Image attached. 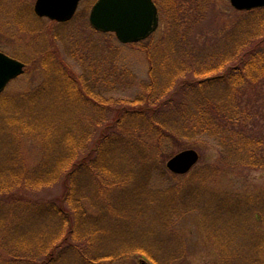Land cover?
Instances as JSON below:
<instances>
[{"label": "rangeland", "instance_id": "obj_1", "mask_svg": "<svg viewBox=\"0 0 264 264\" xmlns=\"http://www.w3.org/2000/svg\"><path fill=\"white\" fill-rule=\"evenodd\" d=\"M95 1L82 0L70 21L56 23L34 14L35 0H0V51L25 63L24 73L0 92V169L7 167L9 160L18 161L17 148L27 167L33 168L43 159L39 140L26 133L16 134L11 120H23L22 126L35 123L43 130L52 131L47 137L53 142L50 152L55 154L56 147L67 146L64 137L68 131L74 129L76 134L80 128L89 131L87 146L80 154L85 155L102 135L103 128L114 121L117 107L138 105L135 100L143 95L142 85L149 80L150 62L146 52L149 46L156 48V52L164 51L177 37L185 39L184 34L189 45L193 41L199 45L223 30L213 31V27L241 26L252 14L234 9L229 0H208L203 15L198 5L182 0V9H195L179 18L183 10L177 11V6L171 5L172 13L168 12L167 1L159 0L163 7L160 3V25L156 32L144 41L123 44L113 33L101 34L90 28L88 18ZM182 48L178 45L176 50L181 53ZM48 62L55 72H45ZM236 64L234 61L232 65ZM57 66L64 67L62 74L73 73L74 79L81 77L82 84L91 89L88 96L100 103L93 104L85 97L80 102L73 100L64 91V80L59 77V81L56 76ZM260 86L263 90L264 86ZM245 91L244 107L251 106L247 102L250 92L247 88ZM261 110L264 115V107ZM261 124L264 125V119ZM246 127L251 128L249 122ZM260 129L258 135L262 139L264 129ZM146 137L139 135L135 146L127 147L130 150L116 148L106 152L105 157L111 155L105 159L108 168L119 172L116 175L124 171L127 179L122 186L107 192L101 178H91V173L80 177L94 202L89 199L84 202L86 219L90 222L87 225L99 229L97 241L103 258L85 263L69 248L53 264H140L142 258L149 264H264L259 245H253L258 242L252 236L254 230L240 221L248 214V206L239 203L245 196L253 201V195L264 192V166L254 168L246 159L220 155L219 140L211 133H202L193 141L180 135L178 142L162 137L156 143L154 135ZM57 139L61 145L55 144ZM143 139H147L148 145ZM150 144L153 153L146 155ZM188 148L197 151L198 162L185 174L169 171L167 161ZM61 189L57 183L41 190L54 195ZM259 208L264 222V202ZM252 216L253 213L250 219ZM12 217L8 216L9 224ZM3 218L2 211L0 224ZM2 227L0 244L4 245L11 236L4 235ZM211 232L220 238L218 245H214ZM2 245L0 253H4ZM41 260L36 264H43Z\"/></svg>", "mask_w": 264, "mask_h": 264}, {"label": "trees", "instance_id": "obj_2", "mask_svg": "<svg viewBox=\"0 0 264 264\" xmlns=\"http://www.w3.org/2000/svg\"><path fill=\"white\" fill-rule=\"evenodd\" d=\"M164 1L169 6H166L168 12L172 13L171 5L177 6V11L179 8L183 10L179 18L195 9H182V0ZM155 2L161 11L162 3L160 8L159 0ZM188 3L198 5L205 14L208 0L206 3L203 0H188ZM250 12V19L241 26L213 27V31L223 30L213 39L207 37L209 40L202 44L197 45L193 41V45H189L184 34L185 39L177 37L164 51L156 52V48L149 46L146 50L150 62L149 80L142 85L143 95L135 100L138 105L135 108L117 107L118 115L103 128L102 135L85 155L80 154L87 146L89 131L82 128L77 129V134L74 129L68 131L64 137L67 146L64 149L56 147L58 153L55 154L50 152L53 142L47 137L52 131L43 130L35 123L26 122L28 124L22 126L23 120H11L16 134L26 133L39 140L43 159L33 168L27 167L21 161L17 148L15 158L18 161L9 160L8 166L0 169V212H4L0 225H3L4 235L11 236L5 239L4 245L0 244L4 246V253H0V264L4 260L5 264H36L38 259H42L43 264H53L67 254L69 248L85 263L99 261L102 257L97 241L99 229L87 225L90 222L86 219L84 202L91 198L80 177L91 173V178H101L107 192L117 185L122 186L127 179L123 176L124 171L116 175L119 172L108 168L105 159L111 155L105 157L106 152L116 148L130 150L127 147L135 146L139 135L144 138L154 135L157 143L162 141V137L173 138V141L178 142V136L182 135L193 141L202 133H211L215 140H219L220 155L232 156L234 160L246 159L254 168L264 166V152H261L264 135L262 139L258 135L262 130L260 127L264 129L261 124V119H264L261 110L264 107V89L260 86H264V51H261L264 42V7ZM178 45L183 47V52L176 50ZM156 47H159L158 44ZM244 55L247 58L243 59ZM234 61L237 62L235 66L232 65ZM45 67V72H55L49 62ZM62 71H65L64 67L57 66L56 76L59 81L60 78L64 80V91L73 100L80 102L85 97L93 104L99 102L88 96L91 89L86 83L82 84L81 77L74 79L71 78L73 73L69 76V73L62 74ZM246 88L250 92L247 102L251 106L246 104L244 107ZM123 103L128 104L130 101ZM248 122L251 128L246 127ZM58 140L55 144L61 145ZM143 140L147 144V139ZM150 148L151 144L146 155L153 153ZM148 159L146 156V161ZM57 183L62 188L58 194L47 195L48 191L41 190ZM252 198L253 201H250L245 196L239 201L248 206V214L242 216L240 221L254 230V235L251 234L258 242L253 245H259L264 255V222L259 208L264 202V192ZM9 215H14L11 224ZM211 235L215 241V244H211L218 245L220 238L216 233L211 232ZM221 243L223 247L226 246ZM261 257L260 260L264 262V256Z\"/></svg>", "mask_w": 264, "mask_h": 264}, {"label": "water", "instance_id": "obj_3", "mask_svg": "<svg viewBox=\"0 0 264 264\" xmlns=\"http://www.w3.org/2000/svg\"><path fill=\"white\" fill-rule=\"evenodd\" d=\"M239 11L264 7V0H229ZM80 0H35L33 11L38 17L57 22L69 21ZM89 23L100 32L114 33L121 43H134L149 37L159 24L157 7L152 0H96L89 13ZM25 64L0 51V92L7 83L24 72ZM199 159L194 149L173 155L166 167L173 173H187ZM140 264H147L141 262Z\"/></svg>", "mask_w": 264, "mask_h": 264}, {"label": "flooded vegetation", "instance_id": "obj_4", "mask_svg": "<svg viewBox=\"0 0 264 264\" xmlns=\"http://www.w3.org/2000/svg\"><path fill=\"white\" fill-rule=\"evenodd\" d=\"M155 1V0H154ZM155 4L157 5V3L155 2ZM157 8H158V5H157Z\"/></svg>", "mask_w": 264, "mask_h": 264}]
</instances>
